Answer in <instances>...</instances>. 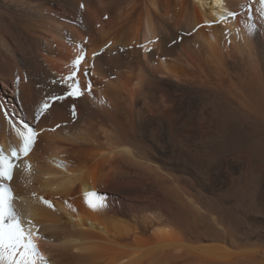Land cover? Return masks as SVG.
<instances>
[{
    "label": "bare ground",
    "instance_id": "6f19581e",
    "mask_svg": "<svg viewBox=\"0 0 264 264\" xmlns=\"http://www.w3.org/2000/svg\"><path fill=\"white\" fill-rule=\"evenodd\" d=\"M261 7L0 0V148L38 133L0 187L49 264H264ZM22 252L5 240L0 264H30Z\"/></svg>",
    "mask_w": 264,
    "mask_h": 264
},
{
    "label": "snow or ice",
    "instance_id": "6c2138e0",
    "mask_svg": "<svg viewBox=\"0 0 264 264\" xmlns=\"http://www.w3.org/2000/svg\"><path fill=\"white\" fill-rule=\"evenodd\" d=\"M260 4L262 6V18H264V0H260ZM81 7H83V5H81ZM97 55L98 53H93V59H95ZM83 62L86 61L83 52H81L73 61V65L75 68L82 69L83 75L87 77L90 73H93L95 65L92 64L89 65L88 68H83ZM65 83L67 85V97L79 99L85 94L81 89L80 82L75 79V72L66 78ZM86 90L88 94H91L92 84L90 82L86 85ZM64 98V96L52 97L53 100H62ZM50 107L51 105L44 102L38 110L36 119L39 120L40 114L47 111ZM73 115H75V110H73ZM8 123L10 127L15 128L11 120H9ZM57 127H60V125H57ZM15 131L21 141L19 146L10 147V154H6L5 151L0 148V182L13 180V169L17 167L13 161H23V158L27 157L33 150L38 136V133L33 128L27 126H25L23 130L15 128ZM50 131H55V129H50ZM23 167L25 169H30L31 165L23 163ZM94 195V193L90 194V196ZM40 200L49 209H54V205L50 201L43 199V197H41ZM12 201L13 196L11 189L8 188L7 185L0 187V245L6 240L8 245L13 249H23L22 259L29 260L30 264H37L38 261L42 262V264H49L45 257L41 255L35 243L36 240L42 238L39 234V227L30 219L27 220L25 225L19 214L15 211ZM86 203L88 207L94 211L106 207L102 198L99 203H97L86 197Z\"/></svg>",
    "mask_w": 264,
    "mask_h": 264
}]
</instances>
